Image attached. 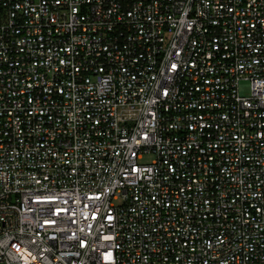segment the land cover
Listing matches in <instances>:
<instances>
[{"label": "built area", "instance_id": "obj_1", "mask_svg": "<svg viewBox=\"0 0 264 264\" xmlns=\"http://www.w3.org/2000/svg\"><path fill=\"white\" fill-rule=\"evenodd\" d=\"M0 264H264V0H0Z\"/></svg>", "mask_w": 264, "mask_h": 264}, {"label": "rangeland", "instance_id": "obj_2", "mask_svg": "<svg viewBox=\"0 0 264 264\" xmlns=\"http://www.w3.org/2000/svg\"><path fill=\"white\" fill-rule=\"evenodd\" d=\"M241 89H242V91H245V90H246V86L243 85V86L241 87ZM150 158H151L150 155H145V156H143L142 160H149Z\"/></svg>", "mask_w": 264, "mask_h": 264}]
</instances>
